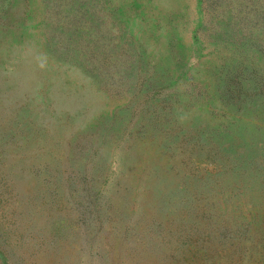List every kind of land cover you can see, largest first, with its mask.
Masks as SVG:
<instances>
[{
	"label": "rangeland",
	"instance_id": "rangeland-1",
	"mask_svg": "<svg viewBox=\"0 0 264 264\" xmlns=\"http://www.w3.org/2000/svg\"><path fill=\"white\" fill-rule=\"evenodd\" d=\"M0 264H264V0H0Z\"/></svg>",
	"mask_w": 264,
	"mask_h": 264
}]
</instances>
